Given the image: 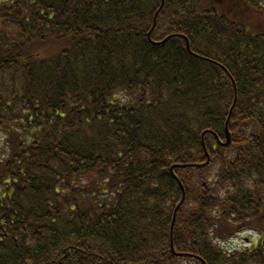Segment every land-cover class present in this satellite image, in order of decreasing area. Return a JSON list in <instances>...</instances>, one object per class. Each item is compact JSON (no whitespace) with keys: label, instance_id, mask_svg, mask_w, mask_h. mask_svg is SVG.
I'll return each instance as SVG.
<instances>
[{"label":"trees","instance_id":"obj_1","mask_svg":"<svg viewBox=\"0 0 264 264\" xmlns=\"http://www.w3.org/2000/svg\"><path fill=\"white\" fill-rule=\"evenodd\" d=\"M0 131V264H264V0H0Z\"/></svg>","mask_w":264,"mask_h":264},{"label":"rangeland","instance_id":"obj_2","mask_svg":"<svg viewBox=\"0 0 264 264\" xmlns=\"http://www.w3.org/2000/svg\"><path fill=\"white\" fill-rule=\"evenodd\" d=\"M3 140H5V135L0 131V150L2 148ZM258 242L259 237L256 233L245 231L240 233L235 239L228 240L221 245L228 250H232V245H236V250H249L253 249Z\"/></svg>","mask_w":264,"mask_h":264},{"label":"water","instance_id":"obj_3","mask_svg":"<svg viewBox=\"0 0 264 264\" xmlns=\"http://www.w3.org/2000/svg\"><path fill=\"white\" fill-rule=\"evenodd\" d=\"M225 135H226V138H225L226 142H225L224 145L226 146V145H229L230 142H231V141H230V140H231V139H230V135H229V132L227 131V129L225 130Z\"/></svg>","mask_w":264,"mask_h":264}]
</instances>
